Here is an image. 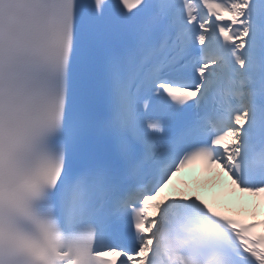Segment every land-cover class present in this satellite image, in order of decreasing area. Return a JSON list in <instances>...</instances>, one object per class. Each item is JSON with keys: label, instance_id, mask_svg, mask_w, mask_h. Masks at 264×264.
Masks as SVG:
<instances>
[{"label": "snow or ice", "instance_id": "6c2138e0", "mask_svg": "<svg viewBox=\"0 0 264 264\" xmlns=\"http://www.w3.org/2000/svg\"><path fill=\"white\" fill-rule=\"evenodd\" d=\"M0 264H264V0H0Z\"/></svg>", "mask_w": 264, "mask_h": 264}, {"label": "bare ground", "instance_id": "6f19581e", "mask_svg": "<svg viewBox=\"0 0 264 264\" xmlns=\"http://www.w3.org/2000/svg\"><path fill=\"white\" fill-rule=\"evenodd\" d=\"M224 177H226V179L228 180V176L226 175V173L224 174ZM222 183L223 182L221 180H219L218 178H215V177L206 178L205 177V179H203V180H197L195 182L188 183V185L186 187H183L179 191H181V190L182 191L196 190L198 192H201L204 190H214V189H217V187L222 186L221 185ZM178 192L176 194H178ZM252 197L253 196L247 194L246 201L250 202ZM237 198H238L237 195L235 193H232L226 197V200L224 202L226 204L230 205L232 208L240 209L239 207H241V204L238 205L237 200H236Z\"/></svg>", "mask_w": 264, "mask_h": 264}]
</instances>
